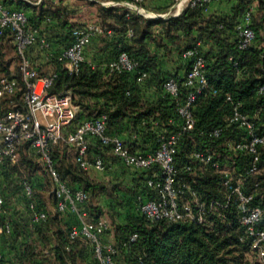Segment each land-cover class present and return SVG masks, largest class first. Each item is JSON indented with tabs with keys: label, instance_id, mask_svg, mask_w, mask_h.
Here are the masks:
<instances>
[{
	"label": "trees",
	"instance_id": "16d2710c",
	"mask_svg": "<svg viewBox=\"0 0 264 264\" xmlns=\"http://www.w3.org/2000/svg\"><path fill=\"white\" fill-rule=\"evenodd\" d=\"M63 1L0 0V4L23 11L29 27L58 53L71 44L72 31L83 25L67 19L68 7ZM133 1L104 0L116 6L90 3L97 5L98 20L94 23L103 27L105 34L86 47V62L78 66L76 73L69 74L54 60L40 61L37 45L26 54L41 75L58 73L51 94L69 95L72 103L79 106L68 130L84 120L104 115L107 133L120 137L131 153L152 152L161 136L179 133L174 155V187L180 192L178 205L188 204L194 216L202 209L203 221L145 219L139 208L154 199L155 192L146 181L156 174V169L130 170L111 155L110 147L101 146L95 139L88 141V157L103 159L105 172L83 171L74 161L73 149L64 143L50 148L52 166L70 188L86 194L83 207L91 223H98L106 213L101 198L114 207L109 212L111 225L103 240L116 248V264H137L140 259L144 264H264L251 248L252 238L239 223V202L236 197L228 198L221 172L229 171L234 182L243 179V192L253 193L251 204L262 209L256 227L264 230V143L258 147L259 170L249 177V156L230 147L241 139L243 131L228 123L237 107L248 116L256 132L264 135V91L258 93L259 87L264 86V0H217L210 5H187L177 17L155 19L144 18L125 6ZM213 4L228 6L229 11L211 10ZM140 5L159 16L169 11L173 0H141ZM250 7L254 40L240 49L236 26ZM128 31L130 37L126 36ZM7 47L17 57L13 37L6 32L0 37V78H15L18 90L10 100L2 102L0 116L20 109L24 92L20 73L16 77L10 75L5 60ZM193 48H198L206 61L207 84L191 108L193 130L181 132L182 121L164 83L175 78L181 97L186 96L190 89L184 85V78L190 60L182 54ZM120 53L137 62L136 72L118 73L106 67ZM137 72L146 74L141 83L136 82ZM217 129L220 134L214 137ZM204 149L211 150L219 169L192 164V154ZM21 150L28 157H36L26 147ZM191 164V171H187L185 167ZM13 165L5 161L0 166V193L8 209L0 220L10 226L9 234L0 238V264H96L89 241L69 237L70 227L77 223L76 216L58 213L55 207L48 215L38 193L40 179L30 175L19 180ZM110 168L115 171L108 182L91 175L106 174ZM24 182L32 187L31 197L23 192ZM36 212H44L46 219L35 223ZM132 235L137 236L134 242H130ZM262 248L264 251V242Z\"/></svg>",
	"mask_w": 264,
	"mask_h": 264
},
{
	"label": "built area",
	"instance_id": "2783aa9c",
	"mask_svg": "<svg viewBox=\"0 0 264 264\" xmlns=\"http://www.w3.org/2000/svg\"><path fill=\"white\" fill-rule=\"evenodd\" d=\"M217 0H173L172 10L159 16L145 12L140 5L141 0H134L125 6L136 14L155 19L157 17H177L182 10L190 5H210ZM102 5L116 6L113 2H106ZM253 7L248 8L241 22L236 26V34L239 41V48L245 49L254 40V32L251 28ZM13 37L16 55L19 62V73L23 82L24 92L22 95V107L0 116V166L5 162L15 164L19 158V151L26 147L27 151L34 154L47 169L51 185L52 198L56 212L70 213L76 216L77 223L69 229L70 239L78 237L85 238L92 245L93 258L96 264H116L114 257L117 254L116 248L109 242L103 240V234L108 230L107 221L102 218L94 224L87 220L84 204L87 196L79 189L70 188L62 180L59 173L53 168L50 157V148L58 143H64L73 149L74 161L83 171L94 170L103 173L106 170V163L101 158L90 160L88 157V141L95 139L103 147H110L111 155L121 165L136 171L156 169V174L147 179L149 188L155 192L154 199L148 200L140 205V212L150 222L165 220L178 221L182 218H189L198 223L203 221L205 212L200 209L194 216L188 204L180 207L178 205L179 190L174 187L175 164L174 155L178 149L179 133L161 136L158 140L156 150L147 153H131L124 142L118 136H112L106 130V116L84 120L77 124L72 130L68 128L75 121L79 106L72 103L71 97L65 95L57 97L50 93V88L58 73L50 71L41 75L37 66H34L27 57L28 49L37 45L39 47L42 62L54 60L61 63L62 68L69 74L77 72L78 66L85 63L84 52L86 47L96 39L105 34V29L94 22L84 23L81 27L75 28L72 33V42L65 49L58 53L51 50L50 43L28 25L26 14L23 11L11 10L0 4V37L5 33ZM130 31L126 36L130 37ZM199 46V45H198ZM184 59L190 60L188 72L184 78V85L190 89L184 98L175 78H170L164 83V90L173 100L175 113L181 119V132H190L194 127V120L191 108L194 105L198 94L206 87V61L198 48L185 51L182 54ZM106 67L110 71L118 73L136 72L137 62L130 59L125 53H120L110 61ZM146 77L145 73L137 72L136 82L141 83ZM18 90V83L15 78H0V105L5 100H10ZM264 91V86L259 87L258 93ZM39 114L43 122L37 118ZM229 124L236 125L243 131L242 137L234 141L230 147L239 153L249 156V166L246 175L252 177L258 172L259 155L258 147L264 143V135L256 132L253 123L248 116L240 113L237 107L228 119ZM220 129L213 132L218 137ZM192 164L199 166H211L219 169L218 161L213 160L210 149L195 151L192 154ZM192 164L187 165V171H191ZM222 186L228 192V198L236 197L240 207L239 223L245 227V231L252 238L251 248L258 252L259 259L264 262V230L257 229L256 225L261 219L262 209L258 205H252L253 193L243 192V179L233 181L229 171L222 170ZM23 192L31 197L32 187L24 182ZM32 208V206H31ZM8 214L3 196L0 193V219ZM46 214L36 212L33 216L35 223L44 221ZM10 232V226L0 220V238ZM137 239L136 235L130 237V242ZM137 264H144L140 259Z\"/></svg>",
	"mask_w": 264,
	"mask_h": 264
},
{
	"label": "rangeland",
	"instance_id": "374dc122",
	"mask_svg": "<svg viewBox=\"0 0 264 264\" xmlns=\"http://www.w3.org/2000/svg\"><path fill=\"white\" fill-rule=\"evenodd\" d=\"M91 2H97L98 5L105 3L104 0H64L63 4L67 5L68 7L67 19L71 23H75L76 25H81L88 22H96L98 20L97 5L93 6L92 4H90ZM143 9L145 10V12L152 14L145 8ZM170 10L172 9L169 8V11ZM6 53L7 54L5 60L8 61L10 75L16 77L19 74L18 59L14 55L10 47H7ZM37 118L40 122H43L39 114H37ZM13 166L16 169V174L18 175L19 180L26 179L30 175L33 177H38L40 179L42 186L39 189L38 193L40 198L43 200L45 211L48 213V215H51L54 212V205L51 194L52 185L49 175L47 173V169L43 165V163H41V161L36 157H28L25 151L23 152L21 150L19 158ZM114 171L115 170L108 171L106 172V174H98L91 172V175L93 178V175H96L95 178L98 181L108 182L109 179H113L110 177L113 176ZM100 203L106 209V213L103 218L107 221L108 225H111V218L109 212L114 207L112 206V204L109 205L108 200H106L105 198H101ZM44 255L47 256L48 259L50 258V254L47 250L44 251Z\"/></svg>",
	"mask_w": 264,
	"mask_h": 264
},
{
	"label": "crops",
	"instance_id": "0c3cea01",
	"mask_svg": "<svg viewBox=\"0 0 264 264\" xmlns=\"http://www.w3.org/2000/svg\"><path fill=\"white\" fill-rule=\"evenodd\" d=\"M211 8V10H214V9H219V10H223V11H225V12H228L229 11V7L228 6H218V5H211L210 6ZM111 170H114V168H110V170L109 171H111Z\"/></svg>",
	"mask_w": 264,
	"mask_h": 264
}]
</instances>
